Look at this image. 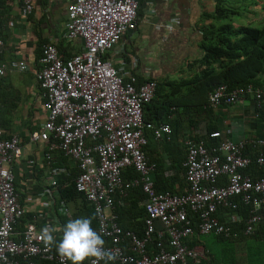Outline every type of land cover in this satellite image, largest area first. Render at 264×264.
<instances>
[{"label":"built area","instance_id":"obj_1","mask_svg":"<svg viewBox=\"0 0 264 264\" xmlns=\"http://www.w3.org/2000/svg\"><path fill=\"white\" fill-rule=\"evenodd\" d=\"M21 1L27 12L33 11L34 0ZM139 8V0H70L65 37L70 42L82 40L83 48L66 58L54 42L42 47L35 72L46 117L39 128L30 130L29 139L46 146L53 187L46 205L74 219L66 202L60 201L58 189L59 176L68 170L51 166L52 152L60 150L76 163V188L93 204L98 219L95 230L103 236L104 247L115 254L109 264H208L209 250L200 243L190 246V242L210 234L230 239L250 236L264 219V174L257 176L249 170L255 162L264 171V138L235 141L229 124L211 131L208 138L212 141L188 137L184 141L188 149L185 192L157 190L155 165L145 151L147 133L173 139L169 123L156 125L144 119V107L153 99L157 81L148 78L139 83L132 73L125 77L104 57L136 27ZM2 32L0 19V77L7 70ZM13 66L22 72L33 70L26 60ZM249 94L255 99L253 109H262L263 90L251 84L232 91L220 85L209 93V105H235ZM247 145L252 148L248 154ZM23 153L21 136H7L0 126V264H40L43 260L70 264L54 245L44 243L46 226L33 220L24 230H17L26 212L15 174ZM127 168L138 175L124 179ZM136 187L146 195L142 236L123 228L114 212L117 203L123 204L122 198Z\"/></svg>","mask_w":264,"mask_h":264},{"label":"crops","instance_id":"obj_2","mask_svg":"<svg viewBox=\"0 0 264 264\" xmlns=\"http://www.w3.org/2000/svg\"><path fill=\"white\" fill-rule=\"evenodd\" d=\"M69 2L70 0H34V9L29 13L21 0H0V19L3 23L4 40L3 62L7 65L6 74L2 77L6 78L10 84L8 89L15 94L13 100L11 99L8 103L15 106L12 108L11 134L18 133L21 136L24 149L22 158L15 165L16 186L20 201L26 209L24 217L17 225V230H24L25 225L34 220L41 227L54 229L53 235L57 240L62 237L63 226L69 217L55 213L53 206L46 205L50 190L53 189L49 177L50 165L47 164L45 157L46 146L30 141L28 124L41 126L46 117L35 72L39 67L37 58L41 46L45 42H54L64 56H72L83 48L82 40L70 42L65 37ZM216 6V0H140L136 27L124 34L121 42L107 53V58L114 62L125 77H128L130 73L143 80L189 77L193 73L189 70V64L200 58L203 53L202 26L208 23V21H202L203 15L213 12ZM18 60H26L33 70L20 71L13 66V62ZM262 77L264 78V73ZM254 103L253 96H249L235 105H223L218 109L219 114L215 120L201 118L196 121V126L192 123L188 126L187 122V133L203 136L208 134L209 124H216L220 129L229 124L233 129L231 137L235 141L243 138H264V115H261V120L255 118ZM155 140L148 148V152L155 160L154 163L160 160L166 170L165 176L173 175L172 167H176L180 159L181 161L183 159L182 164L185 168L184 162L188 149L184 142L185 146L181 141H174V139L168 141L178 143L180 150V148L173 149L166 146L163 143L166 141L164 139L155 138ZM251 149L248 153H251ZM68 163L74 168V160H69ZM128 169L131 168L125 171ZM259 171L262 174H259ZM263 174L264 171L258 169L257 176ZM182 176L185 178L183 191L180 188L182 184L174 183L179 193L185 192L187 188L186 168ZM134 177L127 178L123 175L126 180ZM153 179L155 182L154 172ZM117 197L119 199L120 195ZM126 198H122L124 203ZM66 204L70 208L72 217L77 218L74 215V206L68 202ZM123 204L118 202L117 206L123 207ZM127 205L128 201L125 203V206ZM140 206L145 210V199L141 201ZM114 212L118 215L115 208ZM145 216L140 218L142 219L140 230H130L142 236L145 232ZM259 225L256 230L259 229ZM92 227L94 229L98 227V219L97 225ZM255 233L238 239L220 238L218 235L210 234L216 237L211 243L202 236L200 244L212 254L208 264H264V231ZM89 263L90 258H88Z\"/></svg>","mask_w":264,"mask_h":264},{"label":"trees","instance_id":"obj_3","mask_svg":"<svg viewBox=\"0 0 264 264\" xmlns=\"http://www.w3.org/2000/svg\"><path fill=\"white\" fill-rule=\"evenodd\" d=\"M216 1L217 6L215 10L203 15L202 21H208V23L202 26L201 49L203 53L200 58L189 64V70L193 71L191 76L171 80L156 79V93L153 99L144 107V119L154 122L156 125L169 123L173 128L174 141H181L182 145H184L183 142L188 137L195 138L196 140H200L201 138L207 139L211 131L220 130L216 124H209L207 126L208 134L206 135L199 136L187 133V122L188 126H191L190 123L196 126V121L201 118L215 120L217 114H219L218 109L223 105L230 106V104L225 103L217 108L209 105V93L218 86L227 85L228 90L232 91L234 89L245 88L251 84L254 88H261L264 93V78L262 77L264 73V25L255 26L251 24L253 23L252 21L248 24L236 23L234 18L243 14V11L250 6L240 0ZM262 1L254 0L250 4L256 7ZM43 45L38 52V58L42 55ZM60 52L62 51L60 50ZM107 55L104 57L107 58ZM70 56L65 55L66 58ZM144 81L143 79H139V83ZM9 86L10 84L6 78L0 77V126L6 131L7 136L11 135V131L13 130L11 115L13 113L12 108L15 107L13 104H11L12 106L8 104L15 96L14 92L8 89ZM249 96L252 95L249 94L245 99ZM256 112L259 114L258 116H256ZM253 113L257 120L260 119L261 115H264V106L262 109L254 110ZM39 127L30 123L28 124V128L31 131ZM147 134L149 141L147 146H145V151L147 156H149L150 163L155 165L154 178L156 188L179 193L178 189L174 187V183L179 182L183 185L180 187L183 191L185 187V178L182 176V173L184 175L185 172L182 164L183 159L182 161L180 159V162L178 161L179 164L176 167H172L173 175L165 176L166 170H164L160 160L154 163L155 160L148 152V148L156 140L152 132ZM207 140L210 141L209 138ZM174 141H164L163 143L173 149L180 148L179 144H176ZM250 148V145L246 146V154H248ZM52 155L54 156L51 161L52 167H66L68 170L65 176H59L58 189L61 195L60 201L71 203L74 206V215L76 217H89L92 226H96L97 217L95 208L88 202L85 195L76 188L75 178L79 172L76 163L74 168L73 166H69V160L72 161L73 159L67 157L63 151L55 150L52 152ZM258 169L257 164L254 162L249 170L258 174ZM137 174L132 168L124 173L127 178L134 177ZM259 174H262V172L259 171ZM220 182L223 183L224 179L222 178ZM145 198L146 195L141 188L136 187L129 192V198L125 200V203L128 201L127 206H125V203L123 207L122 205L116 206L115 209L119 215V221L124 228L141 229L142 219L140 218L145 216L146 209L144 210V207L140 206V203ZM63 220L64 222L66 221L65 218ZM263 231L264 221L260 223L256 233H262ZM218 237L223 238L222 236ZM201 241L202 236L190 242V246L201 243ZM54 250L57 251L55 245ZM42 264L55 263L43 260ZM82 264H88V258Z\"/></svg>","mask_w":264,"mask_h":264},{"label":"clouds","instance_id":"obj_4","mask_svg":"<svg viewBox=\"0 0 264 264\" xmlns=\"http://www.w3.org/2000/svg\"><path fill=\"white\" fill-rule=\"evenodd\" d=\"M44 243L55 245L57 251L67 257L71 264H82L86 258H95L92 264H109L115 259V254L104 247L103 236L92 227L89 217H77L68 220L62 229V237L56 239L54 229L45 227L43 230Z\"/></svg>","mask_w":264,"mask_h":264},{"label":"rangeland","instance_id":"obj_5","mask_svg":"<svg viewBox=\"0 0 264 264\" xmlns=\"http://www.w3.org/2000/svg\"><path fill=\"white\" fill-rule=\"evenodd\" d=\"M240 1L245 3L246 5H250V6L247 7L243 11V14L234 18L236 23L237 24H248L252 21L253 22V23H251L252 25H255V26L264 25L263 24L264 23V0L259 5H257L256 7H254L255 5L250 4V2H252L254 0H240ZM253 3L255 4V2H253ZM203 239H205L206 241L211 243L212 241H214L216 239V237L214 235H205V236H203Z\"/></svg>","mask_w":264,"mask_h":264}]
</instances>
